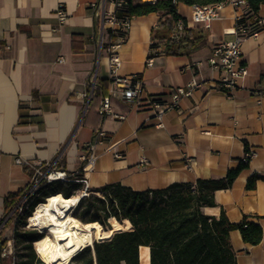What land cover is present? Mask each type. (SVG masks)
<instances>
[{
    "label": "crops",
    "instance_id": "0c3cea01",
    "mask_svg": "<svg viewBox=\"0 0 264 264\" xmlns=\"http://www.w3.org/2000/svg\"><path fill=\"white\" fill-rule=\"evenodd\" d=\"M95 2L0 0V220L4 200L23 194L34 168L80 177L84 145L97 131L104 132L106 139L94 148L96 164L87 175L90 190L118 183L145 191L220 179L240 166L249 147L256 157L231 187L215 191L214 206L201 211L214 217L224 212L234 224L243 218L258 223L262 239L257 245L243 243L237 230L229 232V243L237 264H264V218L256 219L264 216V28L257 38L243 41L248 74L240 86L225 93L216 87L218 73L209 68L207 58L216 41L234 38L241 7L225 4L221 18L203 29L190 22L191 6L180 3L178 12L186 27L199 29L205 41L189 55L158 53L150 66L147 52L159 15L134 17L118 50V74L138 75L144 94L136 104L112 96V112L124 118L102 117L98 114L102 90L91 101L97 82L109 80L105 54L98 52ZM59 4L68 18L56 28ZM257 16L264 17V4ZM192 78L203 80L204 85L182 98L178 108L157 118L147 99L165 106L171 101L170 88L184 86ZM34 92L39 99H33ZM16 158L27 164H17ZM251 176L260 179L249 190L246 183ZM11 227L12 221L3 229L7 244ZM141 250L146 251L149 264V248L139 247L140 263Z\"/></svg>",
    "mask_w": 264,
    "mask_h": 264
},
{
    "label": "trees",
    "instance_id": "16d2710c",
    "mask_svg": "<svg viewBox=\"0 0 264 264\" xmlns=\"http://www.w3.org/2000/svg\"><path fill=\"white\" fill-rule=\"evenodd\" d=\"M225 0H156L154 3H134L127 0L122 13L134 17L151 13L159 15L157 29L152 30V39L156 40L159 53L166 56L189 55L199 49L205 37L199 29L186 27L185 19L178 12V5H211ZM249 6L245 22L257 16L264 0H244ZM183 20L185 28L178 36L174 24ZM109 80H100L93 89L92 99L98 96V89L105 95V86ZM40 96L33 93V99ZM248 164L240 163L235 169L227 171L220 179H197L193 183H173L165 188L135 191L118 183L104 185L92 190L100 196L80 198L82 207L74 217L82 223L98 222L106 227L109 218L117 221L128 220L131 228L116 232L108 240L93 242L72 257V264H140L139 247L149 248V264H237L236 253L229 243V232L237 230L243 243L257 245L262 239V229L256 222L243 218L239 223H231L224 212L218 217L208 216L201 211L202 207L215 205L214 193L231 187L233 181ZM257 176H251L246 189H253ZM264 180V178H263ZM81 185L76 182H53L37 188L41 193L35 197L23 214L18 215L13 226V249L22 245L25 254L15 260V253L2 256L7 246L3 238L5 224L0 227V264H42L32 248L34 241L42 234L35 230H25L26 218L34 207L44 199L56 193L69 198L79 191ZM91 191V190H90ZM16 194L4 200V215L1 224L13 221L8 217L19 200L25 195ZM264 218L256 217V219ZM109 227V226H108Z\"/></svg>",
    "mask_w": 264,
    "mask_h": 264
},
{
    "label": "built area",
    "instance_id": "2783aa9c",
    "mask_svg": "<svg viewBox=\"0 0 264 264\" xmlns=\"http://www.w3.org/2000/svg\"><path fill=\"white\" fill-rule=\"evenodd\" d=\"M126 2L127 0H97V2L92 4L97 14L95 27L99 37L98 52L105 54L110 81L108 93L102 97L98 107V114L102 117L113 116L117 119L124 118L122 115H117L112 112L110 105L112 96L118 97L123 103L136 104L144 94L141 79L138 75L120 76L118 74L121 66L118 50L125 41L132 20L134 19V16L127 15L121 11L126 5ZM225 4L242 8L241 12L235 17L234 38L228 41L222 39L216 41L211 48L207 63L211 70L218 73V77L215 80L216 87L225 93H230L240 86L248 74L247 67L242 59V43L247 38L258 37L260 30L264 28V17L254 16L250 22H245L246 13L250 9L247 3L244 0H225L211 5H192L190 22L194 25L201 26L203 29L210 28L214 21L221 18L220 12ZM67 18L68 16L62 4H59L55 10L56 28L63 26ZM174 25L177 35H182L185 28L183 20L178 19ZM156 43L157 41L151 40L149 44L146 60V64L149 66L152 64L153 57L159 53ZM203 85V80L192 78L184 86L170 88L171 101L165 106H161L157 101L150 100V98L147 100L155 110V116L159 118L164 112L178 108L182 98L190 97L193 91L201 88ZM204 133L208 134V132ZM104 139H106L104 132L97 131L93 140L84 145L86 153L81 157L80 177H75L72 173H66L65 171L52 168H34L27 192L16 204L9 217L11 216L14 221L18 215L23 214L24 210L28 207L27 201L29 197L33 195L40 184L76 182L81 185V189L78 192L81 198L88 196L90 189L87 175L94 170L97 160V154L94 148L96 144ZM256 155L255 150L246 147L240 162L246 165ZM115 157H118V155L115 154ZM15 161L17 164H27L20 158H16ZM141 161L144 163L145 158L142 157ZM26 219L28 220V217ZM10 254V244L8 243L1 255L5 256ZM11 264H15V262L12 261Z\"/></svg>",
    "mask_w": 264,
    "mask_h": 264
},
{
    "label": "bare ground",
    "instance_id": "6f19581e",
    "mask_svg": "<svg viewBox=\"0 0 264 264\" xmlns=\"http://www.w3.org/2000/svg\"><path fill=\"white\" fill-rule=\"evenodd\" d=\"M142 3H154V0H141ZM80 195L69 198L60 193L49 195L38 203L28 217L30 228L43 232V236L33 242L37 257L44 264H70V260L94 241H104L115 232L131 228L128 220L121 222L109 218V227L104 228L98 222L82 223L72 214L80 201ZM141 263L148 264L145 250L140 252Z\"/></svg>",
    "mask_w": 264,
    "mask_h": 264
},
{
    "label": "rangeland",
    "instance_id": "374dc122",
    "mask_svg": "<svg viewBox=\"0 0 264 264\" xmlns=\"http://www.w3.org/2000/svg\"><path fill=\"white\" fill-rule=\"evenodd\" d=\"M133 2L134 3H141L142 4V1L141 0H133ZM81 189V188H80ZM80 191V190H79ZM79 191H76L75 192V194L74 195H79ZM41 195V193L36 189L35 191H34V193H33V195L32 196H30L29 197V199H28V201H27V206H29L30 205V203L33 201V199L35 198V197H38V196H40ZM73 195V196H74ZM88 196H100V193H97V192H94V191H89V195ZM84 198H87V196L86 197H84ZM46 199H44V201H45ZM35 208V207H34ZM81 209H82V207L81 206H79V204H77V206L74 208V210H73V212H72V214H73V216L75 215V214H78L80 211H81ZM31 215V214H30ZM9 217V216H8ZM7 220V219H6ZM5 220V221H6ZM4 221V223L6 224L7 222H5ZM80 221V220H79ZM16 222V220H14V221H12V227H11V229L10 230H8V233L6 234L7 235V237H8V239H9V241H10V249H11V253H15V260L16 261H19V259H20V256H22L23 254H25V251L22 249V245L21 244H18L17 246H16V248H15V250L13 249L14 247H13V244H14V239H13V226H14V223ZM26 223H25V226H24V228L23 229H25V230H35L36 232H38V233H40V234H42V236H43V232H41V231H39V230H37V229H34V228H30L29 227V225H28V220L26 219V221H25ZM107 224H108V221H107ZM109 226V225H108ZM108 226H106L105 228H107ZM32 248H33V251H34V253H35V256L37 257V255H36V252H35V250H34V247H33V244H32ZM38 258V257H37ZM38 260H40L39 258H38ZM41 261V260H40ZM41 263L42 264H44L42 261H41ZM70 264H72V262H71V260H70Z\"/></svg>",
    "mask_w": 264,
    "mask_h": 264
},
{
    "label": "water",
    "instance_id": "95a60500",
    "mask_svg": "<svg viewBox=\"0 0 264 264\" xmlns=\"http://www.w3.org/2000/svg\"><path fill=\"white\" fill-rule=\"evenodd\" d=\"M108 224H110L109 221H108ZM115 233H116V232H115ZM95 242H98V241H95ZM90 247H91V246H90Z\"/></svg>",
    "mask_w": 264,
    "mask_h": 264
}]
</instances>
